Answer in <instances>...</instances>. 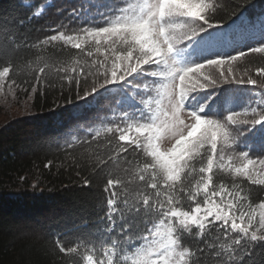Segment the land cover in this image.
Here are the masks:
<instances>
[{
	"label": "snow or ice",
	"instance_id": "6c2138e0",
	"mask_svg": "<svg viewBox=\"0 0 264 264\" xmlns=\"http://www.w3.org/2000/svg\"><path fill=\"white\" fill-rule=\"evenodd\" d=\"M93 7L95 17L85 19L82 5L72 13L79 22L75 28L64 25L57 34L34 44L17 42L15 36L0 41V54L5 55L20 47L44 51L48 45L62 52L56 41L78 49L83 55L77 59L60 61L41 55L28 64L40 83L54 76L67 81L69 91L75 85L77 99L86 100L102 89L107 92L109 86L127 90L122 100L128 104L121 113L123 127L105 128L119 132L114 154L108 159H117L130 149L142 152L146 159L132 177L142 184L129 192L132 180L127 184L116 178L107 180L106 211L99 229L106 237L100 244L105 251L95 260L88 255L87 264H264V199L254 205L246 186L235 178L226 183L217 177L221 172L242 177L250 185H264V178H258L264 176V158L252 155L257 141L264 149V92L255 93L238 111L234 102L226 100L220 106L211 92L202 94L216 87L209 76H204L209 83L197 82L198 87L191 89L186 86L205 64L226 62L222 53L212 52L220 36L213 31L221 27L217 7L209 0L96 4L90 0L88 11ZM250 51L264 53V45ZM94 56L103 59H88ZM236 59L227 56L228 61ZM12 70L11 63L0 67V90ZM257 74L264 76V68L257 69ZM224 82L264 89V82L251 77H224ZM15 83L10 81V85ZM36 91L33 85L32 92ZM185 114L187 120L182 118ZM234 126L237 136H233ZM133 130L135 135H128ZM169 134L175 143L162 150L161 142ZM100 135L97 130L92 139ZM56 249L65 255L79 253L78 246L65 247L59 238Z\"/></svg>",
	"mask_w": 264,
	"mask_h": 264
},
{
	"label": "trees",
	"instance_id": "16d2710c",
	"mask_svg": "<svg viewBox=\"0 0 264 264\" xmlns=\"http://www.w3.org/2000/svg\"><path fill=\"white\" fill-rule=\"evenodd\" d=\"M89 2L0 0V28L6 30L0 32V41L7 42L9 36H15L17 42L26 40L34 44L57 34L64 25L75 28L79 22L72 13L80 11L82 5L85 19L96 16L95 7L88 11ZM91 2L109 3L112 0ZM128 2L136 3L138 0ZM261 4L264 0H214L216 18L221 27L213 31H223L231 26L233 29L227 34L222 33V50L212 48L213 53H222L226 62L221 66L205 64L202 72L208 73L212 79L216 78V74L223 73L228 80H247L254 76L255 80L264 82V76L257 74V69L264 68V53L250 51L253 47L264 45V34H254L259 24L248 16ZM36 12L40 15H34ZM209 12L211 14L212 10ZM262 13L264 16L263 10ZM53 43L63 51L58 52L48 45L44 51L20 47L6 55L0 54V67L8 63L13 65L6 80L12 95L0 97V264H84V257L90 254L95 259L102 258L100 244L106 241V237L99 229L106 211L104 187L107 180L116 178L127 184L137 175L146 159L142 152L133 153L131 149L128 153H121L117 159H108L110 154H114L118 133L106 132L105 128L118 125L122 110L111 107L103 116L102 106L105 103L113 105L116 102L114 94L103 96L105 91L102 89L98 95L80 100L76 98L75 85L69 91L67 81L61 82L54 76L44 83L35 80V73L29 70L28 64L37 56L64 61L83 55L61 41ZM180 46L183 47V44ZM240 51L246 55L239 56ZM228 55L237 56V59L228 61ZM93 58L103 59V56L88 59ZM211 58L217 57L211 55ZM199 62L204 63L203 60ZM228 67L236 74L228 71ZM196 74H192L194 82L199 79V76L194 77ZM11 80L16 83L10 85ZM192 80L186 81L189 89L193 87ZM33 85L37 88L35 93L32 92ZM221 88L225 93L236 92L237 101L233 106L238 111L250 100L248 96L254 99L255 92H264L257 85L224 82L215 88L210 86L202 94L211 92L213 99ZM83 89L82 82L81 95ZM88 102H91L90 106L86 105ZM97 130L101 135L93 140L92 135ZM64 135L67 138L60 143L59 138ZM233 136H237L235 126ZM68 144L72 146L68 147ZM219 147L218 143V150ZM240 150L243 148L237 149ZM252 155L264 158V149L255 145ZM235 163L238 166L240 161ZM217 177H222L226 183L235 178L237 183L246 186L252 192L250 201L254 205L264 199V185H250L242 177H231L221 172H217ZM141 184L138 179L132 180L129 192ZM57 238L65 247L78 246L79 253L65 255L58 249L54 251ZM93 244L95 248H92Z\"/></svg>",
	"mask_w": 264,
	"mask_h": 264
},
{
	"label": "rangeland",
	"instance_id": "374dc122",
	"mask_svg": "<svg viewBox=\"0 0 264 264\" xmlns=\"http://www.w3.org/2000/svg\"><path fill=\"white\" fill-rule=\"evenodd\" d=\"M209 2H210L211 4H213L214 0H209ZM263 6H264V4H261V5L259 6V8L255 9V10L253 9V10L249 13V15H248L250 19H252V20L255 19V22L257 21V24H259V27L256 28L258 31L254 30V34H258L257 36H260V35H263V34H264V19H263L264 16H263V13H262V10H263V12H264V7H263ZM260 8H261V10H260ZM85 14H86V13H85ZM254 24H255V26H258L256 23H254ZM254 28H255V27H253L252 29H254ZM232 29H233V26H231V27H227V28H225V29L223 30V32H224V34H227V33L230 32ZM221 35H222V34H221ZM262 37H264V35H263ZM262 37H261V38H262ZM221 38H222V37H221ZM212 47L220 48L219 43H218V44L214 43V45H212ZM227 69H228V71H231V73H232L233 75L236 74V73L233 72L232 69H230V67H228ZM195 76H196V77L199 76V79H197V82H199V83H209V82H205V80H204V76H209L208 73H205V72H202V71H201L200 73L194 75V77H195ZM224 77H226V76L223 75V77H222L221 75L216 74V78L213 79V80H215V81L217 82L216 86H221V85H223V83H224ZM250 77H251L252 79H255L254 76H250ZM129 79H131V78H129ZM211 79H212V78H211ZM227 79H228V78H227ZM197 82H194V81L192 80L193 86H197V85H198ZM126 91H127L126 89H125V90H121V89L119 88V86H109L108 91H107V92H104V93H103V96H106V95H109V94H114V95L116 96V102H114L113 105L110 104V103H109V105H108V104L106 105V103H105V104L102 106V115H103V116L107 115V112L111 109V107H117V108L121 109L122 111H124V110L127 109V107H128L127 102L122 103V100H124V96H125V92H126ZM241 93H243V92H240V94H241ZM255 93H258V92H255ZM216 94H217V95H216L213 99H214V101H216V104H217V105H220V106L225 105V101H226V100H228L229 102H234V103L237 101V98H235V97H236V92H234V91L226 92V93H225V91L223 90V88H221ZM11 95H12V94H11V91L9 90L8 85H7V82L5 81L3 89L0 90V97H1V98H3L4 96L10 97ZM152 95H153V96H156V93L153 92ZM254 95H255V94H254ZM248 97H249V99H253V97H250V96H248ZM94 98H96V97H94ZM163 103L166 105L167 101L164 100ZM90 104H91V102L86 103L87 106H90ZM11 112H14V111L12 110ZM2 117H3V116H2ZM182 118H184V119L187 120V115L185 114ZM3 119H4V117H3ZM118 124H119L121 127H123V125H122V123H121V114H120V116H119V118H118ZM76 128L78 129L79 126H77ZM117 133H118V136H119V132H118V131H117ZM128 135H130V136H134V135H135V131L133 130L131 133H128ZM66 138H67L66 135L60 137V138H59V142H60V143H61V142H64V141L66 140ZM174 142H175V140L172 138L171 134H169V135L166 136V138H164L163 141L161 142V148H162V150L168 149V148H169ZM255 145L261 148L260 143H259L258 141L255 143ZM104 251H105V249L102 248V255H104ZM102 257H103V256H102ZM93 258H94V257H93ZM94 260H95V258H94ZM84 264H87V263L84 262Z\"/></svg>",
	"mask_w": 264,
	"mask_h": 264
}]
</instances>
